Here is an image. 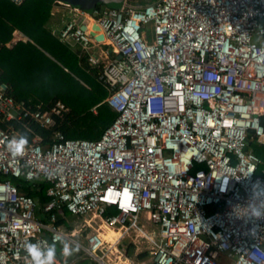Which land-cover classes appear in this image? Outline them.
Wrapping results in <instances>:
<instances>
[{
    "label": "built area",
    "instance_id": "1",
    "mask_svg": "<svg viewBox=\"0 0 264 264\" xmlns=\"http://www.w3.org/2000/svg\"><path fill=\"white\" fill-rule=\"evenodd\" d=\"M71 12L58 38L117 117L97 140L67 139L62 103L25 106L0 82V264H31L26 243L62 240L94 264H135L131 235L145 239L152 264H264V158L252 149L264 148V0H125ZM93 24L105 42L90 35ZM21 132L28 148L13 157L7 143ZM10 179L49 184L44 221ZM65 213L83 223L58 224ZM95 220L115 243L87 233Z\"/></svg>",
    "mask_w": 264,
    "mask_h": 264
},
{
    "label": "trees",
    "instance_id": "2",
    "mask_svg": "<svg viewBox=\"0 0 264 264\" xmlns=\"http://www.w3.org/2000/svg\"><path fill=\"white\" fill-rule=\"evenodd\" d=\"M55 3L56 0H23L15 5L9 0H0V82L9 88L16 102L25 106L47 107L54 101L63 102L68 112L57 128L65 137L97 140L117 113L105 102L107 91L93 72L48 29ZM15 32L26 39L8 48ZM0 127L6 129L5 124L0 123ZM35 130L44 139L51 134V130ZM252 149L264 158V148L252 145ZM10 180L19 193L37 202V216L44 221L47 215L42 208L49 201L46 196L49 184ZM58 224L67 226L61 217ZM133 250V245H129L127 254L132 255ZM144 257L145 253L138 255V259Z\"/></svg>",
    "mask_w": 264,
    "mask_h": 264
},
{
    "label": "clouds",
    "instance_id": "3",
    "mask_svg": "<svg viewBox=\"0 0 264 264\" xmlns=\"http://www.w3.org/2000/svg\"><path fill=\"white\" fill-rule=\"evenodd\" d=\"M27 132H21L7 143V150L13 157H22L28 148ZM58 250L55 244L42 247L40 243H26L25 251L31 259V264H58L57 256L67 258L72 256L78 249L69 242L62 240Z\"/></svg>",
    "mask_w": 264,
    "mask_h": 264
},
{
    "label": "rangeland",
    "instance_id": "4",
    "mask_svg": "<svg viewBox=\"0 0 264 264\" xmlns=\"http://www.w3.org/2000/svg\"><path fill=\"white\" fill-rule=\"evenodd\" d=\"M150 0H128V2L133 5V6H136V7H140L141 5H143L144 3L146 2H149ZM147 31V36L150 38L151 37V31L149 29V27H147L146 29ZM19 36V37H18ZM16 37V39H22V40H25V38H23V36L21 35H18ZM90 217H88L87 219H89ZM69 224L71 223H78V224H82L83 221L82 219H79L77 217H69ZM139 225H142L143 228L149 233V232H155L157 230V227H155L154 225H152L151 223L149 222H146L144 217L142 216L141 219L139 220ZM92 229H88L87 230V233H96V232H100V233H103L104 232V239L107 240L108 242H113L115 243L116 240L118 239V234L115 232V231H107L106 228H102V224L101 222H99L98 220H95V222L93 223L92 222ZM103 230V231H102ZM132 239L134 241L137 242V245L135 246V249L133 250V253L132 255H128L129 256V259L130 261H132L133 263L135 264H152V260H151V256L149 255V245L147 244V242L145 241V239H142V238H135L134 235H131L130 239H126L125 240V244L127 243H131ZM137 248V249H136ZM142 253H145V257L143 259H138V255L142 254ZM86 258V257H84ZM221 262H226L228 261L226 259L225 256H221L220 259H219Z\"/></svg>",
    "mask_w": 264,
    "mask_h": 264
},
{
    "label": "crops",
    "instance_id": "5",
    "mask_svg": "<svg viewBox=\"0 0 264 264\" xmlns=\"http://www.w3.org/2000/svg\"><path fill=\"white\" fill-rule=\"evenodd\" d=\"M72 18H73V14L71 12V7L64 6V5H61V4L56 2L54 4V6L52 7V9H51L50 19H49V21L47 23V27H48L49 30H51L52 34L55 35L58 38V32L62 28L63 24L66 21L71 20ZM18 35L23 36L22 34H20L18 32H15L13 34V39L7 45L8 48H11L12 45L16 44L18 41H23L22 39H16V37ZM23 38H25V37H23ZM61 43H63V42H61ZM63 44L65 46L69 47L72 51L77 53L76 48L71 47V45H68V44H65V43H63ZM55 102H60L67 108V106L63 102L58 100V101H54L52 103H55ZM40 105H42V104H39L38 106H40ZM65 217H66L65 221H66V225H67V223L69 224V220H70L69 217L70 216L68 214H66ZM60 247H61V244L57 245V249L58 250L60 249ZM57 260H58V264H94L91 260L86 259L83 256H81V254L78 251H76L72 256L67 257V258H64V257L60 256L59 252H58Z\"/></svg>",
    "mask_w": 264,
    "mask_h": 264
},
{
    "label": "water",
    "instance_id": "6",
    "mask_svg": "<svg viewBox=\"0 0 264 264\" xmlns=\"http://www.w3.org/2000/svg\"><path fill=\"white\" fill-rule=\"evenodd\" d=\"M124 1L125 0H56V2L61 5L81 10L89 15L99 7H106L113 10L120 9ZM89 33L97 42H105V38L97 24L91 26ZM110 53H112L111 50ZM118 59H120V57H118Z\"/></svg>",
    "mask_w": 264,
    "mask_h": 264
},
{
    "label": "bare ground",
    "instance_id": "7",
    "mask_svg": "<svg viewBox=\"0 0 264 264\" xmlns=\"http://www.w3.org/2000/svg\"><path fill=\"white\" fill-rule=\"evenodd\" d=\"M102 231H103V230H102ZM107 231H110V232H111V231H113V230H111V229H107ZM104 232H105V231H103V233H102L103 238H104Z\"/></svg>",
    "mask_w": 264,
    "mask_h": 264
}]
</instances>
